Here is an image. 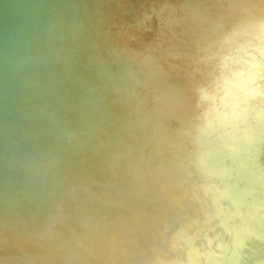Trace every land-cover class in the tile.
Segmentation results:
<instances>
[{
	"label": "water",
	"instance_id": "1",
	"mask_svg": "<svg viewBox=\"0 0 264 264\" xmlns=\"http://www.w3.org/2000/svg\"><path fill=\"white\" fill-rule=\"evenodd\" d=\"M0 264H264V0H0Z\"/></svg>",
	"mask_w": 264,
	"mask_h": 264
}]
</instances>
